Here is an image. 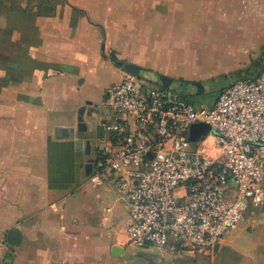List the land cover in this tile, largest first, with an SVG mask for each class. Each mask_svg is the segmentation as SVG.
Returning a JSON list of instances; mask_svg holds the SVG:
<instances>
[{
	"label": "crops",
	"instance_id": "obj_1",
	"mask_svg": "<svg viewBox=\"0 0 264 264\" xmlns=\"http://www.w3.org/2000/svg\"><path fill=\"white\" fill-rule=\"evenodd\" d=\"M263 69L264 0H0V264H264V205L210 255L133 249L86 169L126 74L186 101L221 77L211 107Z\"/></svg>",
	"mask_w": 264,
	"mask_h": 264
},
{
	"label": "built area",
	"instance_id": "obj_2",
	"mask_svg": "<svg viewBox=\"0 0 264 264\" xmlns=\"http://www.w3.org/2000/svg\"><path fill=\"white\" fill-rule=\"evenodd\" d=\"M109 135L89 182L112 183L133 248L210 255L264 205V69L196 106L126 74L109 91ZM208 125L190 139V127Z\"/></svg>",
	"mask_w": 264,
	"mask_h": 264
},
{
	"label": "rangeland",
	"instance_id": "obj_3",
	"mask_svg": "<svg viewBox=\"0 0 264 264\" xmlns=\"http://www.w3.org/2000/svg\"><path fill=\"white\" fill-rule=\"evenodd\" d=\"M142 76H151V74H150V72L143 71ZM203 84L206 87L204 93L193 95L192 97L188 98L196 106H200V105L206 106V105H208L209 99H211V98L214 99L216 97V94H217L219 87H222V85H223V78L218 77V76L213 77V78H209ZM101 110H102V113H101L102 116L101 117L105 120L103 127H101L103 129V136L101 138L100 145L102 146L105 143V141L109 135L108 131L105 128V125L110 123L112 120V110H111V107L108 105L102 107ZM104 182H107V180H104ZM105 186H107V185H105ZM108 187H111V186H108ZM105 192L109 193V194L107 193L108 194L107 199H109V201L114 199V197H115L114 193L112 191H107V190L99 191V193L101 194V196H99V199H101L102 201L105 200V196L103 195V193H105ZM94 193H96V192H94V191L90 192V196L93 197L95 195ZM103 204L105 205L106 203H103ZM242 224H243V222L241 223V225ZM232 233H234V232H232ZM227 236L228 235H224V237H227Z\"/></svg>",
	"mask_w": 264,
	"mask_h": 264
},
{
	"label": "water",
	"instance_id": "obj_4",
	"mask_svg": "<svg viewBox=\"0 0 264 264\" xmlns=\"http://www.w3.org/2000/svg\"><path fill=\"white\" fill-rule=\"evenodd\" d=\"M230 84H231V83H230ZM230 84H229V85H230ZM198 85L201 86L202 83L200 82V83H198ZM79 128H80V129H85V125H84L83 122H80V124H79ZM207 129H208V125H206V124H204V123H196V124H193V125L190 127V139H191V140H195V139H196L197 137H199L200 135L205 134L206 131H207ZM86 149H87L88 151H89V149H90V142H89L88 140L86 141ZM91 166H92V164L89 162V163L87 164V166H86L87 173L90 172V170H91ZM19 234H20V233H19L18 230L11 228V229H9V230L7 231V240H8L9 242L16 243V242H18V240H19Z\"/></svg>",
	"mask_w": 264,
	"mask_h": 264
}]
</instances>
